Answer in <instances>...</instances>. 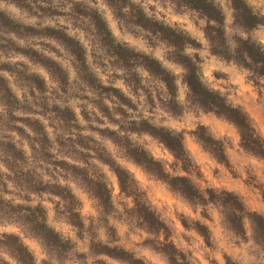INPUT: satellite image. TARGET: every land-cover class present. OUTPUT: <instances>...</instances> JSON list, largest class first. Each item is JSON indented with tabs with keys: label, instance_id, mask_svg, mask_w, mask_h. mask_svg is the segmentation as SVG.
Instances as JSON below:
<instances>
[{
	"label": "clouds",
	"instance_id": "1",
	"mask_svg": "<svg viewBox=\"0 0 264 264\" xmlns=\"http://www.w3.org/2000/svg\"><path fill=\"white\" fill-rule=\"evenodd\" d=\"M0 264H264V0H0Z\"/></svg>",
	"mask_w": 264,
	"mask_h": 264
}]
</instances>
